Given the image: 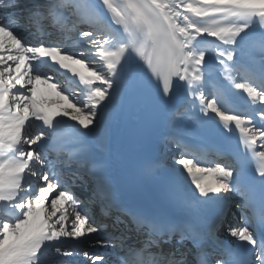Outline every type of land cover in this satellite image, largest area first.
<instances>
[{
	"label": "snow or ice",
	"instance_id": "6c2138e0",
	"mask_svg": "<svg viewBox=\"0 0 264 264\" xmlns=\"http://www.w3.org/2000/svg\"><path fill=\"white\" fill-rule=\"evenodd\" d=\"M239 92L247 99L237 106ZM132 96L201 135L216 120L219 135L237 131L255 174L223 156L205 160L210 146L200 140L169 135L192 195L176 178L161 184L184 214L125 203L94 140ZM82 173L89 200L73 192ZM231 194L241 200L242 224L228 230L235 245L217 239L203 214ZM109 228L97 244L112 249V264H264V0H0V264H107L65 244Z\"/></svg>",
	"mask_w": 264,
	"mask_h": 264
},
{
	"label": "bare ground",
	"instance_id": "6f19581e",
	"mask_svg": "<svg viewBox=\"0 0 264 264\" xmlns=\"http://www.w3.org/2000/svg\"><path fill=\"white\" fill-rule=\"evenodd\" d=\"M144 109L145 105L139 102L135 96H132L129 98L124 110L109 123L111 127L116 129L121 138L122 144L119 147V150H122V147L127 148L131 145V137L137 127V122L141 120ZM138 115L140 116L138 117ZM162 124L166 128L169 127L168 119L165 118L162 121Z\"/></svg>",
	"mask_w": 264,
	"mask_h": 264
}]
</instances>
